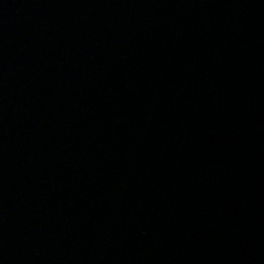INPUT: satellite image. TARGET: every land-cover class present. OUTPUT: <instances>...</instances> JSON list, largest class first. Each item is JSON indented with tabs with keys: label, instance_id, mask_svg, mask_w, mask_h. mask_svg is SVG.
<instances>
[{
	"label": "water",
	"instance_id": "95a60500",
	"mask_svg": "<svg viewBox=\"0 0 264 264\" xmlns=\"http://www.w3.org/2000/svg\"><path fill=\"white\" fill-rule=\"evenodd\" d=\"M0 264H264V0H0Z\"/></svg>",
	"mask_w": 264,
	"mask_h": 264
}]
</instances>
